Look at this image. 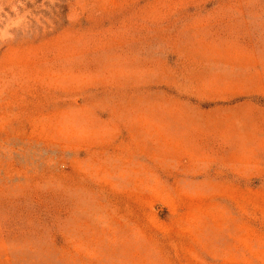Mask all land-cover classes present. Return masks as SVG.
<instances>
[{
    "label": "rangeland",
    "instance_id": "374dc122",
    "mask_svg": "<svg viewBox=\"0 0 264 264\" xmlns=\"http://www.w3.org/2000/svg\"><path fill=\"white\" fill-rule=\"evenodd\" d=\"M0 264H264V0H0Z\"/></svg>",
    "mask_w": 264,
    "mask_h": 264
}]
</instances>
